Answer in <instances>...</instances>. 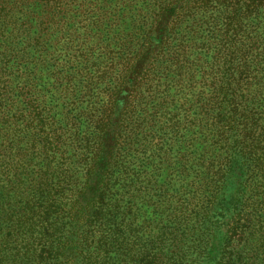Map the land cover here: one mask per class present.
<instances>
[{
  "label": "trees",
  "instance_id": "obj_1",
  "mask_svg": "<svg viewBox=\"0 0 264 264\" xmlns=\"http://www.w3.org/2000/svg\"><path fill=\"white\" fill-rule=\"evenodd\" d=\"M86 1L0 0L3 52L11 38L6 31L20 29L27 6L28 13L42 9L48 20L65 6H77L80 14L94 10ZM152 1L148 30L125 52V65L117 75L112 69L97 75L108 89L99 108L68 107L63 125L54 127L40 102L28 99L21 107L6 83L0 88V108L12 119L30 118L11 122L9 134L0 131V264H264V26L254 23L264 0ZM201 12L217 13L222 40L207 71L213 97L202 109L207 113L211 106L214 117L200 115L192 126L211 125L214 135L201 177H193L199 186L192 188V208L184 205L167 224L152 227L145 219L138 223L130 203L111 191L122 163L118 155L143 99L156 91L161 67L177 64L183 52L173 43L176 30ZM102 49L113 53L111 45ZM73 89L67 84L65 95ZM231 144L236 154L229 155V169L239 164L244 188L240 211L211 204L209 196L201 204L200 198V187L219 182ZM205 212L214 220L202 221ZM189 224L191 239L184 235Z\"/></svg>",
  "mask_w": 264,
  "mask_h": 264
},
{
  "label": "rangeland",
  "instance_id": "obj_2",
  "mask_svg": "<svg viewBox=\"0 0 264 264\" xmlns=\"http://www.w3.org/2000/svg\"><path fill=\"white\" fill-rule=\"evenodd\" d=\"M86 3L95 4V9L80 14L77 6H65L56 19L48 20L42 9L28 13L27 6L20 14L24 18L20 29L17 26L12 33L11 29L6 31L11 35L9 44H5L6 52H3L4 40L0 39V88L6 83L11 97L21 107L29 103L28 99L40 102L44 119L54 127L63 125L68 107L89 104L99 108L104 104L108 89L97 83V75L111 69L117 75L125 65V52L133 51L145 37L152 17V0H87ZM216 14L201 12L178 27L173 43L183 52L177 64L168 69L161 67L156 91L143 99L132 130L121 145L118 159L122 163L111 191L130 203L132 216L138 223L145 219L152 227L161 226L167 224L173 213L180 214L184 205L192 208V188L199 186L193 177L196 174L201 177L200 163L214 135L211 125L192 126V119L200 115L214 117L215 113L211 106H207V113L202 109L204 102L213 97L214 86L207 71L216 61L215 46L222 40V21L217 24ZM55 21L59 28L54 26ZM257 22L261 29L264 13L254 20ZM241 42H245L243 37ZM102 45H111L113 53L106 55ZM206 47L210 49L208 52ZM80 51L85 56H75ZM177 66L181 67L179 72L175 71ZM67 84L74 85L71 97L65 95ZM30 89L33 96L28 92ZM261 105L264 106V101ZM10 116L8 109L0 108V131L6 134L12 131L11 122L30 119L23 116L15 120ZM142 120L144 123L140 124ZM225 149L227 161L220 180L214 183L216 186L200 187L201 204L209 196L211 204L240 211L244 190L241 169L238 163L233 170L229 169V155L236 154V150L233 144ZM33 156L38 160L36 154ZM200 217L202 221L214 220L207 212ZM191 227L189 224L185 229L188 239L192 238Z\"/></svg>",
  "mask_w": 264,
  "mask_h": 264
}]
</instances>
